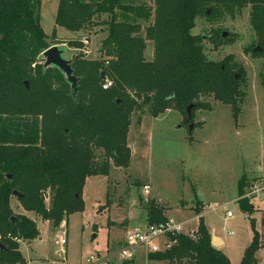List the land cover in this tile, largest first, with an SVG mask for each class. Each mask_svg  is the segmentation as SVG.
<instances>
[{"label":"trees","instance_id":"1","mask_svg":"<svg viewBox=\"0 0 264 264\" xmlns=\"http://www.w3.org/2000/svg\"><path fill=\"white\" fill-rule=\"evenodd\" d=\"M151 1L152 8L125 5L123 0H59L56 28L106 33L101 61L82 55L73 59L74 75L79 79L73 94L59 70L41 64L44 52L65 44L56 30L50 37L44 32L41 0H0V244L4 247L0 264H27L18 241L40 235L34 222L13 212V192L20 195L16 199L26 212L45 220L54 218L56 225L64 213L83 211L87 178L108 176L111 162L115 167H129L128 136L133 115L142 104L153 119L175 108L188 124L187 108L211 110L201 99L212 98L230 106L238 117L243 96L238 79L230 66L223 68L206 59L204 38L192 34L194 21L207 9L212 11L210 18H234L251 5L250 25L255 45L262 49L258 55L264 58V0ZM151 18L153 23L144 29L142 22ZM148 42L154 47L152 61L145 58ZM70 46L80 49L83 43L71 42ZM260 78L264 88V68ZM107 80L112 86L104 90ZM243 182L239 181L238 204L242 212L252 213L249 200L243 198ZM46 195L51 198L50 213L45 209ZM145 210L148 226L169 224L166 210L154 200ZM195 213L199 216L195 234L168 232V248L151 255V260L231 264L211 245L202 209L196 208ZM261 250L264 240L254 231L241 264H259Z\"/></svg>","mask_w":264,"mask_h":264},{"label":"rangeland","instance_id":"2","mask_svg":"<svg viewBox=\"0 0 264 264\" xmlns=\"http://www.w3.org/2000/svg\"><path fill=\"white\" fill-rule=\"evenodd\" d=\"M58 3L59 0H41V25L46 35L50 37L57 29V36L64 38H58L65 43L58 46L65 47L66 60L82 55L101 61L106 33L97 29L74 35L56 28ZM123 4L154 7L151 0H123ZM251 8L248 5L234 18H210L203 12L195 19L192 31L204 38L203 52L209 62L223 68L230 66L232 75L238 76V91L243 94L238 117L233 116L230 106L212 98L201 99L211 110L192 111L193 120L188 124L175 108L153 119L142 104L133 115L128 136L132 151L129 167H115L111 162L108 176L87 178L82 192L83 211L64 213L56 225L54 218L45 220L39 214L26 212L15 197L11 198L13 212L34 222L40 232L34 240L18 241L27 264H88L91 256L105 250L109 257L117 255L128 235L146 230L145 208L152 200L166 210L171 227L182 228L179 233L190 237L199 226L195 209L203 208V223L223 241L222 252L231 264H241L254 231L264 240V197L260 198L264 194V88L260 78L264 58L253 54L256 45L250 25ZM153 21L151 18L150 22H142L143 28ZM223 33H228L225 39ZM71 42H82L83 46L79 49L70 46ZM147 45L145 58L152 61L153 43ZM97 157L100 162L101 154L97 153ZM241 179L243 198L249 200L252 213L242 212L238 204ZM145 186L150 187L149 195L144 193ZM253 187L259 192L254 196ZM45 209L52 211L48 195ZM228 212L232 217L227 216ZM63 232L65 247L60 245ZM166 243L167 238L159 236L153 246L158 244L164 249ZM257 259L264 264V251L258 252ZM133 264H146L144 248L138 249Z\"/></svg>","mask_w":264,"mask_h":264},{"label":"built area","instance_id":"3","mask_svg":"<svg viewBox=\"0 0 264 264\" xmlns=\"http://www.w3.org/2000/svg\"><path fill=\"white\" fill-rule=\"evenodd\" d=\"M86 43V41H84ZM44 60V59H43ZM45 61L41 62V64H44ZM108 63H106L107 65ZM112 86V82L107 80L103 86L104 90H107ZM252 195L258 194V188L254 189L252 188ZM144 193L146 195L150 194V187L145 186L144 187ZM264 194L260 197L263 199ZM228 217H232V214L230 212L227 213ZM63 227L62 229H64ZM182 228L177 227L174 225V227H171L170 224H168L166 227H156V226H148L144 232L137 231L135 233H132L128 235L126 238V241L124 243V246L120 249L117 255L113 257H100V256H91L88 259V264H111V262L115 259H118L119 261L123 262H130L136 259L138 249L144 248L146 250V264H164L160 261L151 260V255L159 254L163 250H166L168 248V245L166 243L164 249H162L158 244L154 245V242L159 236H165L168 232H181ZM60 245L65 247L67 246V240H66V233L63 232L62 237L60 238Z\"/></svg>","mask_w":264,"mask_h":264},{"label":"water","instance_id":"4","mask_svg":"<svg viewBox=\"0 0 264 264\" xmlns=\"http://www.w3.org/2000/svg\"><path fill=\"white\" fill-rule=\"evenodd\" d=\"M211 13H212V11L210 9H207L205 12L206 17H210ZM227 36H228V33H223L224 39ZM64 48L61 49L59 46H53L50 49H48L46 52H44L42 54V58L45 61L44 66H45V68L52 67V68L59 70L60 73L65 78V80L67 81V83L71 86L72 93L76 94L77 89H78L79 79L77 77H75V75H74V71L72 68L73 60H66L63 57L64 51H65ZM261 53H262V49L260 47H256L253 50V54H261ZM101 76L104 79V77H105L104 73ZM236 79H238V76L236 77ZM25 86L27 89H29L28 83H25ZM194 108H195L194 105H190L187 108L188 122H191V120L193 119L192 111L194 110ZM193 128H194V125L191 124L190 125V131H193ZM13 197L18 198V197H20V195L18 194L17 191H14ZM211 245L215 249H219L223 246V241L221 239H219L217 236H215L214 234H211ZM0 250H4V247L1 244H0Z\"/></svg>","mask_w":264,"mask_h":264},{"label":"crops","instance_id":"5","mask_svg":"<svg viewBox=\"0 0 264 264\" xmlns=\"http://www.w3.org/2000/svg\"><path fill=\"white\" fill-rule=\"evenodd\" d=\"M59 4V3H58ZM58 10V9H57ZM58 29H64V28H58ZM56 30V32H57V29H55ZM64 30H66V29H64ZM67 31V30H66ZM73 33V32H72ZM80 33V32H79ZM75 34H78V33H74V35ZM59 39H64L63 37H60V36H57ZM129 144V143H128ZM200 203H201V205H202V207H203V202L202 201H200ZM13 208V207H12ZM203 208H202V213H203ZM201 216H202V214H201ZM167 217H168V215H167ZM211 233V232H210ZM211 234H214V232L213 233H211ZM215 235V234H214ZM261 235V234H260ZM262 236V235H261ZM43 240V237L41 238V240H39V241H42ZM38 242V241H37ZM226 243V242H225ZM223 245H224V243H223ZM33 245H30V247H32ZM223 247V246H222ZM222 247L221 248H219L218 250H220V251H222ZM261 251H264V250H261ZM97 256H100V257H106V256H108L107 255V252H106V250L104 251V252H102V253H97L96 254ZM136 260V259H135ZM135 260H133V261H130V264H133L134 262H135ZM117 264H122V262L121 261H118V263Z\"/></svg>","mask_w":264,"mask_h":264}]
</instances>
